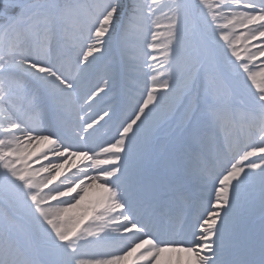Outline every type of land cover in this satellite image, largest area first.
Returning <instances> with one entry per match:
<instances>
[{
  "label": "snow or ice",
  "instance_id": "6c2138e0",
  "mask_svg": "<svg viewBox=\"0 0 264 264\" xmlns=\"http://www.w3.org/2000/svg\"><path fill=\"white\" fill-rule=\"evenodd\" d=\"M0 264H264V0H0Z\"/></svg>",
  "mask_w": 264,
  "mask_h": 264
},
{
  "label": "rangeland",
  "instance_id": "374dc122",
  "mask_svg": "<svg viewBox=\"0 0 264 264\" xmlns=\"http://www.w3.org/2000/svg\"><path fill=\"white\" fill-rule=\"evenodd\" d=\"M161 39L163 40V39H164V37H161Z\"/></svg>",
  "mask_w": 264,
  "mask_h": 264
}]
</instances>
